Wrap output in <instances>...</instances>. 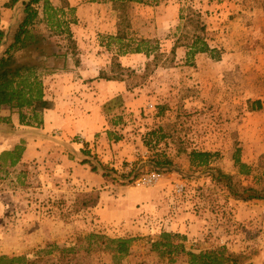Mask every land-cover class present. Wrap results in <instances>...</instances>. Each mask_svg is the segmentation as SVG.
<instances>
[{"label":"rangeland","instance_id":"374dc122","mask_svg":"<svg viewBox=\"0 0 264 264\" xmlns=\"http://www.w3.org/2000/svg\"><path fill=\"white\" fill-rule=\"evenodd\" d=\"M172 1L181 21L173 32L187 43L196 35L208 37L219 50L217 56H222L216 60L208 53L213 61L204 56L198 65L193 58L185 67L173 70L169 68L175 62L172 53L162 51L158 64L152 62L145 71L125 73L133 87L145 83L151 74L154 76L144 87L149 97L142 106L147 105L143 113L148 117L153 111L159 116L158 125H165L168 130L169 136L160 149L173 159L175 167L173 172L162 173L163 178L156 185L144 186L136 181L131 184L144 189L162 187L167 213L184 219L194 217L192 222L197 228L186 234L188 247L199 250L226 245L232 251L249 255V264H264V199L236 198L224 181L207 174L208 170L195 172L184 152L194 148L217 152L216 165L235 174L238 168L233 155L240 147L241 159L252 168L249 175L235 176L243 184L264 186V0ZM133 8L130 4V20ZM0 26L3 27L1 21ZM227 50L239 54L225 58ZM63 61L64 58L50 59L49 64L57 66ZM157 65L166 68L156 74ZM254 99L262 100L261 112L251 108ZM129 118L127 122L134 125L139 121L138 117ZM138 140L134 139L133 152L112 166L118 177L109 182L120 184V175L130 173L135 165H141L139 177L153 171L148 163L153 150L145 143L138 145ZM248 141L257 145L256 150L248 151L244 145ZM32 157L0 172V253L33 258L48 243L71 245L94 231L136 237L132 252L121 264H169L150 250L148 242L149 238H158L161 230L155 235H124L97 227L92 230L97 223L95 216L86 212L88 208H80L76 200L81 193L100 190H86L79 182L74 183L69 168L62 166L53 150ZM179 184L184 185V191H177ZM81 260L85 264H113L107 253L84 254ZM175 264L187 263L181 257Z\"/></svg>","mask_w":264,"mask_h":264},{"label":"crops","instance_id":"0c3cea01","mask_svg":"<svg viewBox=\"0 0 264 264\" xmlns=\"http://www.w3.org/2000/svg\"><path fill=\"white\" fill-rule=\"evenodd\" d=\"M7 1L0 0V21L5 28L21 19L20 3L15 8H8L5 6ZM51 1L55 5L62 3V0ZM68 1L76 7L78 18L71 27L77 42L76 56H68L55 71L42 77L45 96L53 102V107L45 110L41 126L21 125L18 114L9 107L0 110V152L14 148L23 140L25 151L20 164L38 153L44 155L49 150L55 151L62 166L72 173L74 183L79 182L86 190H100L99 202L86 211L97 221L92 230L96 227L104 232L117 230L124 235H155L163 230L194 232L197 228L192 222L194 217L186 220L179 214L167 213L162 187L144 189L132 184H115L109 182L102 171L92 170L88 159L96 157L103 163L117 166L135 149L134 139H139L137 144L144 146L145 134L160 123L159 116L153 111L151 117H146L143 110L147 105L142 107L149 97L144 87L154 76L151 74L149 80L135 87L124 74L113 79L100 77L101 72H112L114 58L136 72L145 71L151 58L143 52L120 51V45L114 39L118 27L112 1ZM131 4L134 8L128 37L156 38L160 41L161 51L168 53L178 44L175 62L169 68L175 70L188 65L187 53L191 44H186L173 32L181 22L176 17L174 1ZM205 40L213 47L208 37ZM237 54L239 51L227 50L223 56L233 58ZM204 56L212 60L208 53L199 52L194 57L195 62L200 65ZM165 68L157 65L154 71L157 74ZM262 109L253 110L261 112ZM128 117L131 120L138 117L139 121L135 125L130 120L128 123ZM14 124L17 127H11ZM244 145L248 151L257 148L250 141ZM251 157H254L252 152Z\"/></svg>","mask_w":264,"mask_h":264},{"label":"trees","instance_id":"16d2710c","mask_svg":"<svg viewBox=\"0 0 264 264\" xmlns=\"http://www.w3.org/2000/svg\"><path fill=\"white\" fill-rule=\"evenodd\" d=\"M86 2H101L104 0H83ZM117 12L118 32L114 39L119 43L121 52H143L152 60L147 61V69L162 53L160 42L157 39L130 38L129 29L131 20L128 14L132 2L158 4L161 0H110ZM21 5V19L9 28L0 26V110L9 107L19 116L23 125L39 127L44 122V112L53 107V102L45 96V85L42 77L57 69L58 66L49 64L59 58L67 59L76 56L77 42L74 38L73 24L78 22L76 7L71 6L68 0H62L55 5L51 0H8L5 6L15 8ZM199 16V15H198ZM200 24V18L197 20ZM56 39H53V38ZM187 53L190 62L199 52H206L213 59L220 60L218 49L211 47L201 35H196ZM178 46V44H176ZM176 46L171 53L175 59ZM58 47V49H55ZM130 67H124L116 58L113 59L112 72H101L103 78H120L122 74L131 72ZM135 71V70H134ZM252 109L263 108L261 99L253 101ZM10 120L9 118H4ZM169 133L165 125H158L149 130L144 136V143L153 150L149 158L150 167L164 174L175 171L174 161L167 153L160 149L161 143L168 138ZM183 150V149H182ZM25 151L24 144H17L12 149L0 153V172L5 167H14L22 159ZM240 147H236L233 155L234 165L239 174L249 175L251 166L240 157ZM183 152V151H180ZM190 167L195 172L208 170L207 174L216 180H223L233 196L245 201L264 199V186L246 185L235 175L237 173L224 172L216 165L217 152L204 149H184ZM93 171H102L109 181L117 180L115 168L101 162L96 157L88 159ZM87 161V162H88ZM141 165H135L128 174L120 175V184H131L139 177ZM207 168V169H205ZM2 174L0 173V179ZM100 200V191L93 190L81 193L77 197L80 208L95 206ZM187 235L182 232L163 230L158 238H149L150 250L158 253L169 264H175L183 257L187 264H249L250 256L244 252H235L226 245H217L206 249H193L186 244ZM136 241L135 236H110L100 232H89L76 243L61 246L58 243H48L37 251L33 258L26 254L0 253V264H85L82 255L93 253H107L113 264H121L122 260L132 252Z\"/></svg>","mask_w":264,"mask_h":264},{"label":"built area","instance_id":"2783aa9c","mask_svg":"<svg viewBox=\"0 0 264 264\" xmlns=\"http://www.w3.org/2000/svg\"><path fill=\"white\" fill-rule=\"evenodd\" d=\"M150 107H153V104H150ZM162 178H163V174L161 172L157 170H153L146 174L140 175V177L136 180V182L144 186H153L158 184ZM176 188L178 192L184 191V185L182 184L177 185Z\"/></svg>","mask_w":264,"mask_h":264}]
</instances>
